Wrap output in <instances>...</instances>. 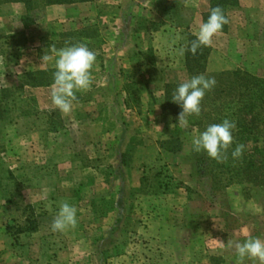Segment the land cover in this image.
I'll return each instance as SVG.
<instances>
[{
  "label": "rangeland",
  "instance_id": "374dc122",
  "mask_svg": "<svg viewBox=\"0 0 264 264\" xmlns=\"http://www.w3.org/2000/svg\"><path fill=\"white\" fill-rule=\"evenodd\" d=\"M243 2L229 11L228 32L213 37L208 74L264 78V0ZM83 4L69 14L41 8L29 29L26 10L0 6V56L20 72L53 69L42 57L65 43L97 54L92 88L76 93L70 113L52 104V87L18 92L5 106L0 264H238L230 243L264 239V187L228 185L226 175L214 185L210 161H197L207 154L192 150L200 131L161 110L164 85L190 79L180 49L204 22L206 0ZM173 138L181 153L162 146ZM65 201L77 225L53 232Z\"/></svg>",
  "mask_w": 264,
  "mask_h": 264
},
{
  "label": "trees",
  "instance_id": "16d2710c",
  "mask_svg": "<svg viewBox=\"0 0 264 264\" xmlns=\"http://www.w3.org/2000/svg\"><path fill=\"white\" fill-rule=\"evenodd\" d=\"M92 0H0V6L6 4H22L26 9V15L22 18L25 29L33 26L37 19L33 16L41 8L51 6L75 5L91 2ZM239 6V0H210V10L204 14L203 21L206 22L211 10L215 7L223 9L226 17L230 10ZM229 23L224 26L221 33H227ZM78 34H62V37ZM195 35H187V45L184 53L185 69L189 77L205 75L214 77L216 86L208 92L202 101V111L199 116H190V124L195 126L200 132L204 131L211 124L222 123L224 119H229L236 123L233 132L234 142L225 153V159L216 161L203 156L197 159L198 162L210 161L206 165V170L213 178L214 185L223 183V176H227V184L253 185L264 187V78L253 75L243 70L228 71L217 74H208L207 66L211 55V47L202 46L193 55L187 49L191 46V41ZM72 45L65 43L64 47ZM145 55V54H142ZM55 69L43 71H29L21 77V85L15 90H3L0 93V119L6 114L5 106L9 100L14 99L18 92L24 91L25 87L46 88L52 87L53 72ZM180 84L167 83L164 85L162 113L165 117H179L182 109L172 102V95ZM21 94V93H20ZM244 145V150L239 158L234 159L232 152L238 145ZM250 144L254 147L248 150ZM165 150L178 154L182 152V140L173 138L162 143ZM125 156L122 155V158ZM121 164L125 163L122 160ZM145 180V179H144ZM38 226L32 225L27 230H20L16 234L37 231ZM7 232L11 236L12 228L7 227Z\"/></svg>",
  "mask_w": 264,
  "mask_h": 264
},
{
  "label": "clouds",
  "instance_id": "9594fccd",
  "mask_svg": "<svg viewBox=\"0 0 264 264\" xmlns=\"http://www.w3.org/2000/svg\"><path fill=\"white\" fill-rule=\"evenodd\" d=\"M228 23L223 9L213 8L207 21L200 24L195 39L191 41V46L187 50L195 55L202 46L210 47L213 37L220 34ZM184 53L185 49L181 48L180 55ZM53 54L44 55L41 63L53 64L55 71L51 91L52 104L68 114L72 111L73 101L77 99L76 93L89 91L92 88L97 54L86 44H73L59 50L53 49ZM216 83L214 77L201 74L191 77L175 89L171 100L182 109L178 117L180 127L187 128L190 123L188 117L200 115L202 101L206 94L214 89ZM235 129L236 123L229 119H224L219 124H211L192 138V150L196 153L204 152L209 158L218 162L222 161L234 142ZM243 150L244 145H238L232 152V157L239 158ZM76 225L77 208L69 202H62L52 222L51 230L64 233L74 229ZM229 246L235 248L238 264H244L245 260H250L253 264H264V239L249 237L243 242H232Z\"/></svg>",
  "mask_w": 264,
  "mask_h": 264
},
{
  "label": "crops",
  "instance_id": "0c3cea01",
  "mask_svg": "<svg viewBox=\"0 0 264 264\" xmlns=\"http://www.w3.org/2000/svg\"><path fill=\"white\" fill-rule=\"evenodd\" d=\"M84 4H75V5H65V6H51V7H47V12L49 14H51L54 11L57 10H62L64 11L66 14H69V11H71L72 9H76L79 7H82ZM168 10H170L171 8H173V5H169L167 4ZM147 6V5H145ZM144 6V7H145ZM11 7H22L24 10L25 7L22 4H7L4 5L3 8H11ZM244 7V2L243 0H239V6L237 8H235L234 10H239L241 8ZM210 10V0H206V6H204V9H202V11L204 13H207ZM229 30V29H228ZM220 34H225V33H220ZM37 48H34V50L32 51H37L35 50ZM38 50L40 51L41 48H38ZM24 52V50L22 51ZM19 67H21L20 65H17L16 63H11L7 60H5L4 58H2L0 56V93L3 90H15L17 89L20 85H21V77L26 74L29 71H43V70H49V69H43V70H28V71H22L20 72ZM51 87H46V88H30V87H25L24 91H38V90H43V89H49ZM30 101H38V98L36 96L30 98ZM6 117L5 115H3V118L0 119V125H2L3 123L6 122ZM2 132H0L1 134ZM137 189V187H136ZM2 210H0V215H2L3 213L1 212ZM2 225V224H1ZM3 226V225H2ZM1 226V227H2ZM0 227V233L4 232L3 227L1 230Z\"/></svg>",
  "mask_w": 264,
  "mask_h": 264
}]
</instances>
